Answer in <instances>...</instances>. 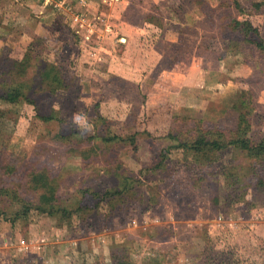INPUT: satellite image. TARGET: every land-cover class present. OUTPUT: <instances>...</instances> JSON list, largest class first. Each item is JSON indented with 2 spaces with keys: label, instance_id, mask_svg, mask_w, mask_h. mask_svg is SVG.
<instances>
[{
  "label": "rangeland",
  "instance_id": "rangeland-1",
  "mask_svg": "<svg viewBox=\"0 0 264 264\" xmlns=\"http://www.w3.org/2000/svg\"><path fill=\"white\" fill-rule=\"evenodd\" d=\"M94 1L90 32L0 53V264H264V150L178 144L264 142V0ZM40 173L54 216L36 208Z\"/></svg>",
  "mask_w": 264,
  "mask_h": 264
},
{
  "label": "crops",
  "instance_id": "crops-1",
  "mask_svg": "<svg viewBox=\"0 0 264 264\" xmlns=\"http://www.w3.org/2000/svg\"><path fill=\"white\" fill-rule=\"evenodd\" d=\"M81 1L82 0H62L59 3H54L50 2V0L46 2H44L43 0H14L13 2L15 3L12 6L15 7L13 9V14H15V17H12V15L9 14L6 16V20H1L0 18V53L9 55L10 53L15 52L16 49L18 51L19 49L23 50L28 45L32 37L45 35L48 30H52V28H54L55 26L72 24L73 22L71 21V17L75 13L72 3L75 4V2H77L78 5H80V7L82 8L80 12H78L83 18V26L80 30L85 28L86 30H88L87 32H90L89 27H91L90 24L92 22L90 19H96L100 17H98L97 12L94 13V11H91V7L95 4L94 0H84L83 2ZM108 1H111L110 4H112L116 0ZM1 2L2 0H0V6L7 5ZM81 11H83L84 13H81ZM23 12H27V14H24ZM110 17L111 16H107V24L113 25V23H111L112 21H109ZM15 24H18L19 27H16ZM113 30L114 29L112 27L111 31ZM13 32L17 33V40L13 42L11 39L12 46L11 48L8 47L9 49H6L8 38L11 34L13 35ZM25 35L29 36V40L25 42L23 41V43L20 44L24 39L23 36ZM126 40V38H121L120 41L123 43L126 42ZM109 65L111 68L112 62H110Z\"/></svg>",
  "mask_w": 264,
  "mask_h": 264
},
{
  "label": "trees",
  "instance_id": "trees-1",
  "mask_svg": "<svg viewBox=\"0 0 264 264\" xmlns=\"http://www.w3.org/2000/svg\"><path fill=\"white\" fill-rule=\"evenodd\" d=\"M259 43L263 44L261 42H259ZM29 56H32V55L29 54ZM39 67L37 70H40L41 67L40 68ZM41 72L43 74H45L47 77H49V79H50V81L48 82L50 91H55L56 88L58 87L57 85L59 82H60V84L63 83V81H62L63 79L61 80V78L59 77L58 69L55 65L50 64L48 62H43ZM62 88H65V86L63 85ZM20 97H25V96L23 95V93L21 92V90L18 87L11 88L7 92V94H5L3 96V98L10 100V101H15ZM25 101L32 103L35 106V109L38 108L35 101L30 100L29 98H25ZM38 111L39 110H37V112ZM41 118L43 120H47V121L51 120V119H55L53 112H51L50 114L44 115ZM241 134H243V133H241ZM178 144H179V146H182L188 150H191V152H194L195 154L201 153L202 155H206L209 152L210 153L216 152L217 150H221V149H223V148H225L231 144H233L234 146H236L238 148H241L244 152L246 151L247 153H249L251 155H254V154L258 155L264 150V142H260L259 144L253 145L243 135L239 136L235 139L231 138L227 142H223L220 139H215V138H210L208 136H205L202 132L198 135V137H196L191 142L188 143V142L178 141ZM233 177H235V175H233ZM235 179H237V178H234L233 180H235ZM126 181H128V179H126ZM33 183L35 184V187L37 189L40 188L43 190L42 193L40 194V196L38 197L37 207L36 206L35 207L41 212H48L49 215L54 216L56 213V209H55V206L52 204L51 201L53 199H55V197H57L58 186L52 181V179L49 178L48 175H45L43 173H40V174L34 176ZM5 192H7V191H5ZM121 193H122V191H118V194H121ZM10 194H12V196L15 195V193H10ZM23 210L28 211V207L27 206L23 207ZM62 210L65 213V210L64 209H62ZM1 216H4L2 214V211H0V219H1Z\"/></svg>",
  "mask_w": 264,
  "mask_h": 264
},
{
  "label": "built area",
  "instance_id": "built-area-1",
  "mask_svg": "<svg viewBox=\"0 0 264 264\" xmlns=\"http://www.w3.org/2000/svg\"><path fill=\"white\" fill-rule=\"evenodd\" d=\"M44 2L48 0H43ZM62 0H50V2L59 3ZM71 21L77 26V29L74 30L75 33L79 34V29L83 26V18L80 16L78 12L74 13L71 17ZM90 38L89 34L85 35L84 39L88 40ZM24 241H20V246H18V250L21 251L24 248Z\"/></svg>",
  "mask_w": 264,
  "mask_h": 264
}]
</instances>
